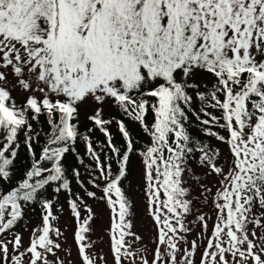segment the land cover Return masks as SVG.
Wrapping results in <instances>:
<instances>
[{
  "label": "snow or ice",
  "instance_id": "1",
  "mask_svg": "<svg viewBox=\"0 0 264 264\" xmlns=\"http://www.w3.org/2000/svg\"><path fill=\"white\" fill-rule=\"evenodd\" d=\"M89 200L112 264H264V0H0V264H108Z\"/></svg>",
  "mask_w": 264,
  "mask_h": 264
},
{
  "label": "rangeland",
  "instance_id": "2",
  "mask_svg": "<svg viewBox=\"0 0 264 264\" xmlns=\"http://www.w3.org/2000/svg\"><path fill=\"white\" fill-rule=\"evenodd\" d=\"M224 147L226 150V146ZM135 200L137 202L138 206V218H137V228L136 231L140 232L144 236V246H146L149 249L153 248V244L151 243V236L153 235L152 232V226L151 223L144 217L143 215V207L144 203L142 200V197L140 195V185L135 193ZM88 203L95 209L97 212V219L93 225L95 229V234L93 235L92 239L96 241V249H99L101 254L104 255L107 258L108 264H112V257L109 253V247H108V236L105 234V229L108 227V212L105 209V206L103 202L101 201H92L89 200ZM205 211L208 213V215H212L210 211L205 209ZM59 224L62 229H66L65 235L67 237V244L66 247H71L72 249V257L73 260H76V248L73 243L72 235H73V222L70 218L69 211H66L62 216L60 217ZM211 229V221L209 222V230ZM195 231H199V229H196ZM24 242L25 245L28 243L29 239V232H23ZM195 232L192 235L188 236V240L191 241L194 238ZM63 255V254H61ZM197 259H199V256H197Z\"/></svg>",
  "mask_w": 264,
  "mask_h": 264
},
{
  "label": "trees",
  "instance_id": "3",
  "mask_svg": "<svg viewBox=\"0 0 264 264\" xmlns=\"http://www.w3.org/2000/svg\"><path fill=\"white\" fill-rule=\"evenodd\" d=\"M192 119H194V117ZM111 131L114 135L115 140L117 142H119L120 138L116 133L115 126H113ZM81 132L86 133V129L81 128ZM92 139L96 144H99L101 141H103L104 138H103L102 133H100L98 130H96L92 133ZM41 143H43V139H42ZM36 148H37V152H39L40 145H37ZM76 148L81 154H84L85 147H84V144L82 142H78L76 144ZM20 155H21V157H23L25 155V150L23 149V147L20 150ZM69 159L71 160V157H69ZM85 160H86V162H88L87 157H85ZM22 163H27V161L22 160ZM133 168H134V171H133L132 175L129 177V179L127 181H125V187L131 188V192L129 194L135 199V193L139 187L138 175H137V171H136L138 169V161H136L135 159L133 160ZM81 174H82V177L84 178L85 182H87L88 172H86L83 168H81ZM89 188H91L90 185H89ZM73 190L74 191L79 190L78 186L75 184V181H73ZM91 190H95V189H91ZM100 195H101V193L99 191H97V196L99 197ZM59 200H60V204L64 205V212L62 213V214H64L66 211H68L67 206L65 204V195L61 194L59 196ZM96 201H99V200H96ZM58 207H59V205H58ZM62 214H60V217L62 216ZM25 223L28 225V228H31V227H33L39 223V207L38 206L29 214L28 217H26L24 223L19 225L16 230L22 231V233L28 231V230L24 229Z\"/></svg>",
  "mask_w": 264,
  "mask_h": 264
}]
</instances>
